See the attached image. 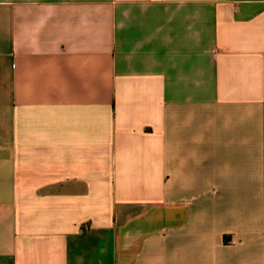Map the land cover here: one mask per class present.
Here are the masks:
<instances>
[{"label": "crops", "instance_id": "1", "mask_svg": "<svg viewBox=\"0 0 264 264\" xmlns=\"http://www.w3.org/2000/svg\"><path fill=\"white\" fill-rule=\"evenodd\" d=\"M0 264H264V0H0Z\"/></svg>", "mask_w": 264, "mask_h": 264}]
</instances>
